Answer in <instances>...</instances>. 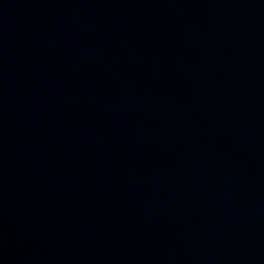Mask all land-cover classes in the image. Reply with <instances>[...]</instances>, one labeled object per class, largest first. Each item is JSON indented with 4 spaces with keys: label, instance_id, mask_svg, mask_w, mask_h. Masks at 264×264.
Segmentation results:
<instances>
[{
    "label": "water",
    "instance_id": "obj_1",
    "mask_svg": "<svg viewBox=\"0 0 264 264\" xmlns=\"http://www.w3.org/2000/svg\"><path fill=\"white\" fill-rule=\"evenodd\" d=\"M0 264H264V0H0Z\"/></svg>",
    "mask_w": 264,
    "mask_h": 264
}]
</instances>
